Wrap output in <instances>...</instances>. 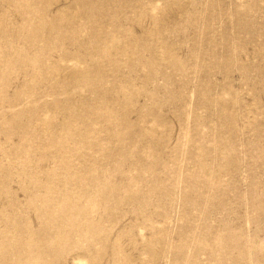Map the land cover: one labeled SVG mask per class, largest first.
<instances>
[{"label": "rangeland", "instance_id": "374dc122", "mask_svg": "<svg viewBox=\"0 0 264 264\" xmlns=\"http://www.w3.org/2000/svg\"><path fill=\"white\" fill-rule=\"evenodd\" d=\"M0 264H264V0H0Z\"/></svg>", "mask_w": 264, "mask_h": 264}]
</instances>
